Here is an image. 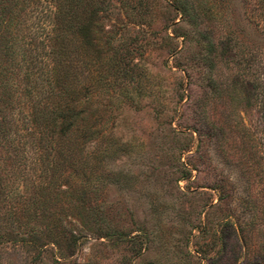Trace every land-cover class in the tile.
Instances as JSON below:
<instances>
[{
	"label": "rangeland",
	"instance_id": "rangeland-1",
	"mask_svg": "<svg viewBox=\"0 0 264 264\" xmlns=\"http://www.w3.org/2000/svg\"><path fill=\"white\" fill-rule=\"evenodd\" d=\"M61 1L0 0V264H264L262 2Z\"/></svg>",
	"mask_w": 264,
	"mask_h": 264
},
{
	"label": "trees",
	"instance_id": "trees-1",
	"mask_svg": "<svg viewBox=\"0 0 264 264\" xmlns=\"http://www.w3.org/2000/svg\"><path fill=\"white\" fill-rule=\"evenodd\" d=\"M262 4L264 5V0H260ZM55 12L53 15V20L52 22L49 23L48 26V34H51L49 36V40H58L60 43V47L57 49L59 52L62 53H67V36L68 32H70L71 26H72V16L70 15V10H71V4L70 0H62L61 2H58L55 6ZM66 42V43H65ZM64 113L67 115L66 119H70L68 122L69 126H73L76 124V121H81L79 115L80 112H74L73 109H70L69 107H64ZM62 113V114H64ZM64 117V118H65ZM77 129V128H76ZM75 129V130H76Z\"/></svg>",
	"mask_w": 264,
	"mask_h": 264
}]
</instances>
